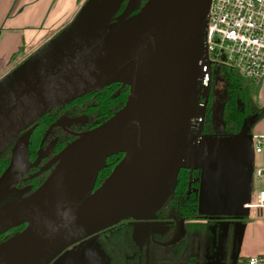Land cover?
Wrapping results in <instances>:
<instances>
[{
  "label": "water",
  "instance_id": "water-1",
  "mask_svg": "<svg viewBox=\"0 0 264 264\" xmlns=\"http://www.w3.org/2000/svg\"><path fill=\"white\" fill-rule=\"evenodd\" d=\"M210 1L127 0L108 22L122 0H84L0 77V153L48 108L112 82L129 84L123 105L66 143L45 164L58 158L46 178L0 219V233L24 223L0 241V264H49L56 256L60 264L69 245L124 219L148 220L168 199L201 95ZM30 131L0 175V198ZM119 151L125 159L95 186L107 156ZM175 222L168 242L184 233L183 217Z\"/></svg>",
  "mask_w": 264,
  "mask_h": 264
},
{
  "label": "trees",
  "instance_id": "trees-1",
  "mask_svg": "<svg viewBox=\"0 0 264 264\" xmlns=\"http://www.w3.org/2000/svg\"><path fill=\"white\" fill-rule=\"evenodd\" d=\"M126 2L127 0H122L108 22L117 19ZM257 90L258 87L254 81L240 74L234 67L226 64L216 65L209 93L206 133L209 135L238 134L250 115H253L250 119L255 121L261 113V107L256 98ZM128 92L129 84L117 81L92 89L69 102L51 107L37 118L42 125L40 132L63 114L69 117L84 116V121L76 122L78 131L91 128L107 119L122 106ZM218 123L221 124L220 129L217 127ZM247 129H250V126H247ZM72 138H74L73 135L67 137V139ZM66 140L58 143L56 149L60 148ZM125 156V151L107 156L99 170L95 186L100 184L125 159ZM3 157L0 156V172L7 162V160H1ZM199 184V168L190 167L187 164L181 165L174 190L153 215L155 219L169 223V228L162 235V239L155 238L167 241L165 244L151 239L142 247L136 246L130 237L131 225L126 221L127 219L104 228L107 233L100 246L106 253L109 264H204L207 262L209 259L203 254L205 250L212 249V253L215 251L212 245L213 234L210 221L231 220L235 217L226 215L213 218L199 212ZM179 217L184 219V233L175 241L168 242L175 231V221ZM214 238H216L215 234ZM230 241L229 233L226 241L228 251ZM198 245L200 251L199 258L196 260L192 251Z\"/></svg>",
  "mask_w": 264,
  "mask_h": 264
},
{
  "label": "crops",
  "instance_id": "crops-1",
  "mask_svg": "<svg viewBox=\"0 0 264 264\" xmlns=\"http://www.w3.org/2000/svg\"><path fill=\"white\" fill-rule=\"evenodd\" d=\"M83 1L0 0V77L64 26ZM231 135L235 134L224 136ZM263 159V154L254 150L250 152L251 167L250 170L247 169L249 166L246 168V178L249 181L246 193L229 206L207 199V194L203 193L202 182L204 160L197 166L200 170L199 212L207 216L235 217L231 220H221L219 224L218 222L212 224L217 232L215 245L220 256L219 263L215 264H224L221 257L227 250L226 241L229 233L230 264H249L250 257L257 258L256 264H264V209L253 204L257 191L264 186V179L255 174L256 166L260 165ZM257 180L262 183L260 187Z\"/></svg>",
  "mask_w": 264,
  "mask_h": 264
},
{
  "label": "built area",
  "instance_id": "built-area-1",
  "mask_svg": "<svg viewBox=\"0 0 264 264\" xmlns=\"http://www.w3.org/2000/svg\"><path fill=\"white\" fill-rule=\"evenodd\" d=\"M204 21L201 95L190 121L189 141L196 144L209 135L205 124L213 70L218 64H226L258 87L260 116L245 134L235 135L249 138L254 151L264 156V0H211ZM255 174L264 179V159ZM253 204L264 209V186L257 191ZM248 263L256 264L257 258L250 257Z\"/></svg>",
  "mask_w": 264,
  "mask_h": 264
},
{
  "label": "flooded vegetation",
  "instance_id": "flooded-vegetation-1",
  "mask_svg": "<svg viewBox=\"0 0 264 264\" xmlns=\"http://www.w3.org/2000/svg\"><path fill=\"white\" fill-rule=\"evenodd\" d=\"M61 104L63 103L54 106H58ZM84 119H85L84 116L69 117L63 114L56 120H53L48 126L44 127L43 130H41V132H40V129L42 128L41 122L36 119L30 126L19 132L18 135H16L10 141V143L3 149V151L0 153V156H4V157L1 158V160L3 161L7 160V162L3 167L2 171L0 172V175L7 168L21 136L27 130L29 129L31 130L27 138L26 147L22 152V155L17 157L15 164L11 169L10 179H9L10 181L3 188L2 191L3 196L0 198V219H2L7 214L11 213L14 210V208L17 206L19 201L22 198L26 197L28 194H30L46 178V176L49 174V172L52 170L53 166L57 162L58 158L54 159L52 162H50L47 165L45 164L49 162L63 148V146L66 143L76 138L82 131L89 129V128L81 129L79 131L76 129L77 126L76 122L80 120L84 121ZM69 135H73L74 138L67 139ZM63 140H66V142L60 148L56 149V145ZM136 221L142 223H149V224L155 222V223H159L160 225H164V224L166 225V227L163 230L158 232H155L156 230L149 227L143 245L146 244L151 239L162 244H165V242L167 243V241L165 240L161 241L158 239H162V235L165 232H167L169 228V223H167L164 220H157L153 216L148 220H136ZM23 226L24 223L16 225L0 233V241L4 240L13 233L19 231ZM106 233H107L106 229H102L92 235H89L88 237H85L69 245L65 250H63L64 256L62 257L63 260L60 262V264H82L83 261H85L87 258L88 255L87 251L89 249L92 250V251L90 250L91 259L96 261L97 264L98 263L109 264L108 257L100 246ZM130 237L136 246L142 247L133 237L132 230L130 232ZM77 248L78 250L76 251ZM96 250H98L99 256L96 255ZM58 258L59 256H56L49 264H56Z\"/></svg>",
  "mask_w": 264,
  "mask_h": 264
},
{
  "label": "rangeland",
  "instance_id": "rangeland-1",
  "mask_svg": "<svg viewBox=\"0 0 264 264\" xmlns=\"http://www.w3.org/2000/svg\"><path fill=\"white\" fill-rule=\"evenodd\" d=\"M252 116L253 115H250L248 117L249 119L245 121L244 127H251L254 122L250 119ZM220 126L221 124L218 123L217 127L219 129ZM130 150L129 147L127 153H129ZM252 150L254 149L251 141L247 137H240L237 135H210L203 138L200 143L193 144L192 141L188 142L183 164H187L190 167H197L202 164L204 160L203 167L205 168H203L202 171L203 193L207 194V199L211 202L215 203L216 200V202L224 206H229L232 202L236 201L238 197L246 193L247 186L249 185V181L246 178V168L249 166L247 169L250 170V152ZM249 176L251 177L250 171ZM256 182L259 183V187L262 185L260 180H257ZM212 217L214 218L217 216L212 215ZM220 221L221 219H215L210 221V224H214L215 222H218L219 224ZM127 222L131 225L133 237L140 246L144 243L149 227L156 230L155 232L161 231L166 227L165 224L160 225L159 223L154 222L150 223V225L149 223L138 222L134 219H128ZM211 229L213 234L212 245L215 251L212 253V249H207L204 253L202 252L209 259L204 264L219 263L220 256L218 255L217 246L215 245L217 242L214 238V234L216 236V230L213 226ZM90 250L91 249L87 251V258L82 264H97L96 261L91 259L92 250ZM199 251V245L192 251L193 257H196V260L199 258ZM96 255L99 256L98 250H96ZM221 260L224 264L229 263L230 258L228 250H226L225 254L221 257Z\"/></svg>",
  "mask_w": 264,
  "mask_h": 264
},
{
  "label": "bare ground",
  "instance_id": "bare-ground-1",
  "mask_svg": "<svg viewBox=\"0 0 264 264\" xmlns=\"http://www.w3.org/2000/svg\"><path fill=\"white\" fill-rule=\"evenodd\" d=\"M134 148H135L134 146H130V149H131V150L129 151L128 154H130V153L134 150ZM128 149H129V148H128ZM128 149H127V151H128Z\"/></svg>",
  "mask_w": 264,
  "mask_h": 264
}]
</instances>
